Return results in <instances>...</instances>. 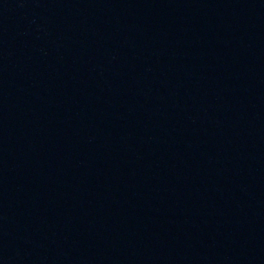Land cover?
Instances as JSON below:
<instances>
[{"label":"water","instance_id":"95a60500","mask_svg":"<svg viewBox=\"0 0 264 264\" xmlns=\"http://www.w3.org/2000/svg\"><path fill=\"white\" fill-rule=\"evenodd\" d=\"M0 264H264V0H0Z\"/></svg>","mask_w":264,"mask_h":264}]
</instances>
